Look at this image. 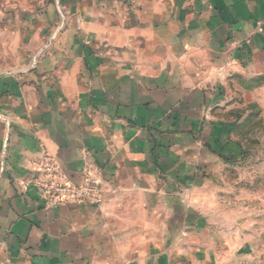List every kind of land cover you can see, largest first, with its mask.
Wrapping results in <instances>:
<instances>
[{"label":"crops","instance_id":"0c3cea01","mask_svg":"<svg viewBox=\"0 0 264 264\" xmlns=\"http://www.w3.org/2000/svg\"><path fill=\"white\" fill-rule=\"evenodd\" d=\"M43 1L0 25V264H264L262 222L203 198L264 0ZM43 151L75 185L91 164L102 204L44 205Z\"/></svg>","mask_w":264,"mask_h":264},{"label":"rangeland","instance_id":"374dc122","mask_svg":"<svg viewBox=\"0 0 264 264\" xmlns=\"http://www.w3.org/2000/svg\"><path fill=\"white\" fill-rule=\"evenodd\" d=\"M44 6L43 0H0V25L14 27L10 14L23 11L28 16ZM57 13L61 27L62 9ZM226 87L229 109L221 119L233 127L231 142L238 157L215 168L203 198L222 205L221 209L225 206L233 218L248 220L249 225L261 221V227L248 226V231L264 235V51L255 56L246 73L233 75Z\"/></svg>","mask_w":264,"mask_h":264},{"label":"built area","instance_id":"2783aa9c","mask_svg":"<svg viewBox=\"0 0 264 264\" xmlns=\"http://www.w3.org/2000/svg\"><path fill=\"white\" fill-rule=\"evenodd\" d=\"M24 186L39 192L46 206L64 204L98 206L103 202L100 180L91 164H84L81 183L75 185L67 181L58 163L46 151L31 163V176Z\"/></svg>","mask_w":264,"mask_h":264},{"label":"trees","instance_id":"16d2710c","mask_svg":"<svg viewBox=\"0 0 264 264\" xmlns=\"http://www.w3.org/2000/svg\"><path fill=\"white\" fill-rule=\"evenodd\" d=\"M232 129H233V127H230V129H229V130H230V134H231V132H232Z\"/></svg>","mask_w":264,"mask_h":264}]
</instances>
